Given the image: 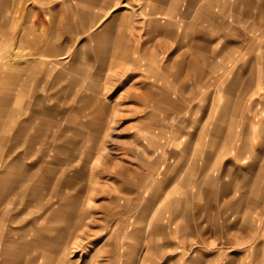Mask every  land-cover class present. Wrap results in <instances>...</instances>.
<instances>
[{
    "label": "rangeland",
    "instance_id": "rangeland-1",
    "mask_svg": "<svg viewBox=\"0 0 264 264\" xmlns=\"http://www.w3.org/2000/svg\"><path fill=\"white\" fill-rule=\"evenodd\" d=\"M151 1L0 0V264H264V64L232 95L223 69L176 78L184 47ZM225 114L249 126L237 156L210 137ZM219 166L236 190L211 201Z\"/></svg>",
    "mask_w": 264,
    "mask_h": 264
},
{
    "label": "crops",
    "instance_id": "crops-1",
    "mask_svg": "<svg viewBox=\"0 0 264 264\" xmlns=\"http://www.w3.org/2000/svg\"><path fill=\"white\" fill-rule=\"evenodd\" d=\"M156 1L153 0L145 5L144 13L147 11L152 14L153 21L166 20L169 23L167 24L169 27L166 28L169 29V46L170 43L176 42L178 47H184L183 53L185 54L180 58L177 69L174 71L176 78H179L181 74L183 80H185L184 75L192 76L201 81L202 87H208L211 78L215 83L219 82L220 79L215 75V72L223 69L225 78L226 75L230 78L229 83L226 84L229 95L235 93L232 90L238 86L241 89H247L249 81L259 78L254 75L251 66L253 63L264 64V0H169V2L163 0L161 5ZM156 14H159L160 17H155ZM257 48L263 49L262 54H254V50ZM228 65L230 66L228 67ZM189 68L197 69L196 73L187 72L186 70ZM237 79L241 81L240 85L236 82ZM178 87L169 90V110L179 109V100L175 96L181 97L183 90L181 91ZM216 97V93L210 94L206 91L201 95V101L209 102L204 105V111L229 112L232 110L233 107L229 106L230 104L232 106V102L228 105L222 104L216 101ZM225 116L227 117L226 121L219 122L220 117L213 121V134L210 137L212 140L222 138L224 143L229 144V147L234 145L237 156L243 138L248 137L246 133L249 126L238 125L237 121L234 123L231 114H225ZM209 151L213 153V150ZM186 168L182 170L184 177L182 183L189 187L192 183L189 176L202 173H198V169L193 166ZM250 168L251 165H249ZM206 174L211 176L210 181H206V185L214 187L215 195L211 201L219 200L227 183L236 190V172H233L231 168L222 169L219 166L214 170L211 168ZM249 175H253V170H249ZM249 182V186H252V181L249 180ZM208 204V207L219 206V203ZM253 206V202L247 205L251 209ZM204 207H207L206 203ZM231 207H237V203L230 204V209H232ZM170 213L174 212L170 211ZM186 214V209H183L182 223L187 222ZM215 214L217 215V213ZM211 218L215 222L218 221L215 215ZM172 223V220L169 219V227H175L178 232L183 230L182 223L177 227ZM233 223L237 225V219Z\"/></svg>",
    "mask_w": 264,
    "mask_h": 264
},
{
    "label": "bare ground",
    "instance_id": "bare-ground-1",
    "mask_svg": "<svg viewBox=\"0 0 264 264\" xmlns=\"http://www.w3.org/2000/svg\"><path fill=\"white\" fill-rule=\"evenodd\" d=\"M44 42V41H43ZM41 49V48H40ZM7 55V54H6ZM59 61V60H58ZM26 79V78H25Z\"/></svg>",
    "mask_w": 264,
    "mask_h": 264
}]
</instances>
